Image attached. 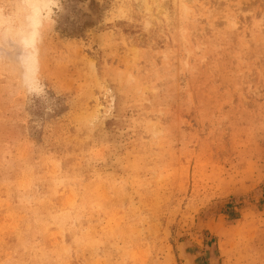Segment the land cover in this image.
Wrapping results in <instances>:
<instances>
[{
  "label": "rangeland",
  "instance_id": "rangeland-1",
  "mask_svg": "<svg viewBox=\"0 0 264 264\" xmlns=\"http://www.w3.org/2000/svg\"><path fill=\"white\" fill-rule=\"evenodd\" d=\"M37 1L34 49L0 0V264H264V0Z\"/></svg>",
  "mask_w": 264,
  "mask_h": 264
},
{
  "label": "bare ground",
  "instance_id": "bare-ground-1",
  "mask_svg": "<svg viewBox=\"0 0 264 264\" xmlns=\"http://www.w3.org/2000/svg\"><path fill=\"white\" fill-rule=\"evenodd\" d=\"M145 2V1H144ZM147 2V1H146ZM21 3V2H20ZM40 1L37 0H24L23 5L29 6L32 10L28 13V19L31 21L33 24V27L28 30V32L22 36L20 44L22 43L25 47L31 46L35 49L34 41L36 40V36L38 34V29H37V24L39 23L40 20V15H39V9H40ZM27 11V10H26ZM27 16V15H26ZM48 18V17H47ZM30 23V25H31ZM29 25V24H28ZM22 34V33H21ZM24 47V48H25ZM30 49V47H29ZM33 49V50H34ZM28 50V49H27ZM23 52V51H21ZM24 54V53H23ZM27 69L29 70L28 74H32L31 71L36 69V63H35V57L34 53L31 51H27ZM36 56V55H35ZM21 58V57H20ZM23 59V58H22ZM25 60V59H24ZM23 60V61H24ZM24 66V65H23ZM25 67V66H24ZM26 68V67H25ZM28 72V71H27ZM30 77V76H28Z\"/></svg>",
  "mask_w": 264,
  "mask_h": 264
}]
</instances>
